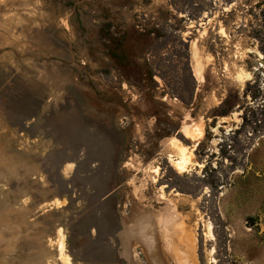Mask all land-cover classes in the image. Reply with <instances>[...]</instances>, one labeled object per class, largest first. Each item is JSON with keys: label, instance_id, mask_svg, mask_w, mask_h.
Listing matches in <instances>:
<instances>
[{"label": "rangeland", "instance_id": "rangeland-1", "mask_svg": "<svg viewBox=\"0 0 264 264\" xmlns=\"http://www.w3.org/2000/svg\"><path fill=\"white\" fill-rule=\"evenodd\" d=\"M213 259L264 264V0H0V264Z\"/></svg>", "mask_w": 264, "mask_h": 264}, {"label": "bare ground", "instance_id": "bare-ground-1", "mask_svg": "<svg viewBox=\"0 0 264 264\" xmlns=\"http://www.w3.org/2000/svg\"><path fill=\"white\" fill-rule=\"evenodd\" d=\"M260 56V55H259ZM260 58H261V56H260ZM196 71V75H197V77L198 78H200V75H201V73H200V71L198 70V69H196L195 70ZM250 77H251V75L250 74H248L247 73V75H245V78L247 79V80H250ZM245 79V80H246ZM189 133V132H188ZM197 134V133H196ZM195 134V135H196ZM186 135H187V133H186ZM197 135H199V134H197ZM196 135V136H197ZM188 136H192V135H187V137ZM191 138H193V137H191ZM189 139V138H188ZM198 140V139H197ZM180 141V140H179ZM194 141V140H193ZM196 142V141H195ZM197 143V142H196ZM183 144V143H182ZM177 146V145H176ZM185 146V145H184ZM197 146V145H196ZM177 148H178V150H179V156H178V158H176V159H174V162H175V165H176V167H177V169L178 170H180V171H183L184 172V169H185V167H186V160H187V154H186V152L181 148V147H179V146H177ZM188 148V147H187ZM193 150H194V147H193ZM175 154V153H174ZM173 155V154H172ZM191 156V155H190ZM189 159V158H188ZM173 161V160H172ZM195 163V162H194ZM197 166H198V168L200 169V168H204L205 167V164L204 163H198L197 164ZM187 168V167H186ZM191 168V167H190ZM192 169V168H191ZM189 172V171H188ZM183 174V173H182ZM178 206V205H177ZM178 207H174V210H176ZM196 210V209H195ZM197 213H199L198 211H197ZM197 215V214H196ZM187 217H189L190 218V216H187ZM188 218V219H189ZM198 221L199 222H201V220L203 219V217H202V214L201 213H199L198 214ZM186 220V219H185ZM197 221V220H196ZM199 222H195V225H194V228L193 229H189V231H187L186 233H185V239H186V241H187V243L190 241V242H194V243H196V245H198V237H197V234H196V230L198 229V226H199ZM184 225V224H183ZM206 229H207V238L209 239V240H211V241H213V240H215V235H214V231H213V229H214V224L211 222V221H208L207 222V224H206ZM181 236V235H180ZM182 237L184 238V236H183V234H182ZM182 239V238H181ZM180 239V240H181ZM176 245H174V247H175ZM189 246H191V244H189ZM62 247V246H61ZM193 247V246H192ZM185 248V247H184ZM215 249V248H214ZM214 249H212V253L215 251ZM180 250V249H179ZM185 250V249H184ZM182 251V250H181ZM186 251V250H185ZM189 252V251H188ZM179 253V252H178ZM181 254V253H180ZM179 254V255H180ZM187 253L185 252V255H186ZM184 255V256H185ZM188 255V254H187ZM182 255H180V257H181ZM179 257V258H180ZM195 257V256H194ZM159 258V257H158ZM183 258V257H182ZM70 259V258H69ZM186 260V259H185ZM191 260H193L192 258H191ZM180 261V260H179ZM184 262V261H183ZM194 262H196V261H194ZM201 262V261H200ZM184 264V263H183ZM212 264H217V262H216V260L215 259H213L212 260Z\"/></svg>", "mask_w": 264, "mask_h": 264}]
</instances>
